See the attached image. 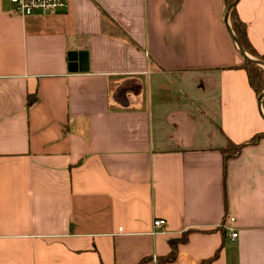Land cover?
I'll return each instance as SVG.
<instances>
[{"label":"crops","instance_id":"obj_1","mask_svg":"<svg viewBox=\"0 0 264 264\" xmlns=\"http://www.w3.org/2000/svg\"><path fill=\"white\" fill-rule=\"evenodd\" d=\"M234 9L264 63V0ZM225 15L69 0L23 18L0 0V264H264V136L222 152L264 132Z\"/></svg>","mask_w":264,"mask_h":264},{"label":"trees","instance_id":"obj_2","mask_svg":"<svg viewBox=\"0 0 264 264\" xmlns=\"http://www.w3.org/2000/svg\"><path fill=\"white\" fill-rule=\"evenodd\" d=\"M233 1L234 0H225L226 11H227V7L229 6V4L232 3ZM228 17H229V21H230L232 30L234 32V35L237 39H239V42H240L243 50L246 53H249L251 56H254L255 59H258V60L263 62V57L252 48V46L249 42V39L247 38L246 23H244L243 21H241L239 19L238 15L236 13V10L234 8H232V10L229 12ZM240 67H242L246 70L247 81L249 82L250 87L255 92V95L260 97L259 95L264 90V67L254 63V62L252 63L245 58H244L242 64L240 65ZM261 106L263 107V110H264V99L262 100ZM262 136H264V132L257 133L255 136H253L248 141L243 142V143L238 144V145H234L233 143H229L227 145V148L223 149L222 152H223L224 156L237 153L241 149L242 146L247 145V144H254ZM230 146H233L232 149H229ZM185 239H186V233L180 239L171 238V240H169V246H171L170 253L167 256H164V257L159 258V259L161 261L171 262L176 257V254H177V246H176L177 243L183 242V241H185ZM217 255H218V250L216 251V253L212 257L203 260L200 264L210 263Z\"/></svg>","mask_w":264,"mask_h":264},{"label":"built area","instance_id":"obj_3","mask_svg":"<svg viewBox=\"0 0 264 264\" xmlns=\"http://www.w3.org/2000/svg\"><path fill=\"white\" fill-rule=\"evenodd\" d=\"M9 3L13 14L20 17H31L34 14L46 15L49 13H58L68 8L69 0H5ZM231 221L234 217H229ZM165 225L164 218H156L152 223V233L154 235L161 233ZM236 232L231 233V237L236 236Z\"/></svg>","mask_w":264,"mask_h":264},{"label":"water","instance_id":"obj_4","mask_svg":"<svg viewBox=\"0 0 264 264\" xmlns=\"http://www.w3.org/2000/svg\"><path fill=\"white\" fill-rule=\"evenodd\" d=\"M236 2H237V0H234L232 3L229 4V6L227 7L226 15H225V22L228 25L230 35L233 38V40L235 41L239 52L242 54V56L245 59L249 60L252 63L254 62V63L264 67V63L262 61L255 59V58H251L250 56H248L245 53V51L243 50V48L239 42V39H237L235 37V35L233 34V32L231 31V29L229 27V24L227 22L228 14L232 10V8H234V6L236 5ZM67 59H69L68 69L70 71H77V70L86 71L88 69V58H87V52L85 50L69 51L67 54ZM259 96L260 97H259V101H258V110L260 111V113L264 117L263 111L261 109L262 100L264 99V90L262 91V93Z\"/></svg>","mask_w":264,"mask_h":264},{"label":"rangeland","instance_id":"obj_5","mask_svg":"<svg viewBox=\"0 0 264 264\" xmlns=\"http://www.w3.org/2000/svg\"><path fill=\"white\" fill-rule=\"evenodd\" d=\"M249 55H250V54H249ZM250 57H251V58H254V56H251V55H250ZM232 147H233V146H230L229 149H232Z\"/></svg>","mask_w":264,"mask_h":264}]
</instances>
